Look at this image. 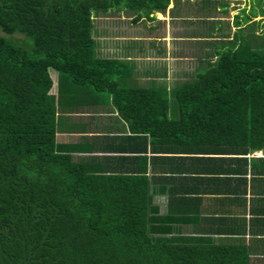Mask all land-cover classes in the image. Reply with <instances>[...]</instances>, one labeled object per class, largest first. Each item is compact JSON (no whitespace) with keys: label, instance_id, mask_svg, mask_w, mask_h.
<instances>
[{"label":"trees","instance_id":"1","mask_svg":"<svg viewBox=\"0 0 264 264\" xmlns=\"http://www.w3.org/2000/svg\"><path fill=\"white\" fill-rule=\"evenodd\" d=\"M203 1H221V13L228 12L229 0ZM169 2L0 0V30L10 35L0 34V264L252 263L243 238L189 234L182 214L158 215L144 156L139 174L106 175L55 139L62 96L88 87L111 94L132 132L152 138L162 151L196 157L264 150V53L250 42L223 46L216 56L207 50L210 56L200 58L171 96L125 86L129 62L102 52L96 16L126 10L151 19ZM256 15L246 22L258 25ZM240 16L232 19L237 29ZM16 32L32 46L25 48L24 37V44L10 38ZM233 40L234 33L223 41Z\"/></svg>","mask_w":264,"mask_h":264},{"label":"crops","instance_id":"2","mask_svg":"<svg viewBox=\"0 0 264 264\" xmlns=\"http://www.w3.org/2000/svg\"><path fill=\"white\" fill-rule=\"evenodd\" d=\"M222 5L221 1L170 0L166 10L153 13L151 19L136 18L135 13L106 14L111 22L99 28L105 51L101 50L129 62L132 78L125 86L155 87L171 96L176 86L187 81L173 82L172 69L177 70L175 76L185 75L189 65L193 72L200 58L219 52L213 48L209 54L206 46L192 66L186 60L193 46L215 40L221 48L230 33L220 37L219 25L229 23L234 30L232 20L220 11ZM117 107L104 90L97 93L82 87L64 93L56 116L57 143L74 146L70 152L74 159L85 157L106 175L139 174L142 159L138 158L144 156L149 195L158 215L182 214L181 228L189 234H208L216 240L243 238L250 247L251 264H264V150L245 155L215 151L199 157L192 151L165 152L152 138L132 132ZM231 227L238 230H228Z\"/></svg>","mask_w":264,"mask_h":264},{"label":"rangeland","instance_id":"3","mask_svg":"<svg viewBox=\"0 0 264 264\" xmlns=\"http://www.w3.org/2000/svg\"><path fill=\"white\" fill-rule=\"evenodd\" d=\"M251 2V3H250ZM251 6V8L249 7ZM248 7V8H247ZM212 8V14L214 13V7H211ZM242 8H245L247 11L246 13L244 11L240 12V9ZM124 13H129V14H133L134 12H129V11H126V10H123ZM199 14H201L199 11H198ZM240 13V17H236L235 19V22L236 21H241L240 25L242 26L241 29H237L236 26H234V30L233 28H231L230 30V27L228 28V24L224 27L223 25H219V33H220V37L223 35V34H229V37L228 38H231L232 37V34L234 33L235 34V40L233 41H229V42H222V44H224L225 46L223 47V50L220 48V45H218V43H214L215 40H212V41H208V42H201L200 43H197L195 46H193V51L191 53V55L189 56L188 60L186 61H189L190 64L195 65L198 61V58L199 56L201 55V51L203 50H206L207 47L205 45H207L209 49H213V48H218V51L222 50H226V49H231V47L235 46L238 42H243L244 44L247 42L250 44L251 48L254 49L255 51H258L260 53H264V31L261 32L262 30H264V0H229V5H228V12L226 13V18H228L230 21L233 19V17ZM254 14H257L255 17H251L253 19V21H257V20H260V23L258 25H249L248 23L249 22H246L247 21V16H251V15H254ZM223 15V14H222ZM109 18H105L104 20L100 19L99 15L96 16L95 18V25L97 28H101L102 26H104L106 23H109L110 20H108ZM111 20L113 22L116 21L115 18H111ZM261 20H263L261 22ZM111 22V21H110ZM230 24H233V21L230 22ZM256 26V27H255ZM0 34L2 35H5L6 37L9 38L10 35H6L4 34L1 30H0ZM20 33H15L14 35H12L10 38H12L16 43L18 44H24V40H23V37L25 39V41L27 42V46H25L26 49H28L30 46H32L31 44V40L27 37H25L24 35L20 34ZM258 34V35H257ZM260 34V35H259ZM226 38V39H228ZM263 42V43H262ZM214 43V45H216L215 47L212 46V44ZM218 45V46H217ZM153 57V56H151ZM182 63H184L185 61H181ZM178 64V63H177ZM152 71V70H151ZM150 71V72H151ZM174 72H177V70L175 69H172V80L173 82H177V83H180L181 81L183 80H189L191 79L193 72L190 68V65H189V68L188 70H186V73L185 75L182 74H179L178 76H175L174 75ZM51 75H52V78L54 79L56 74L53 70H51ZM140 77H144V76H147L146 74H142L140 73L139 74ZM175 99L174 97H172V104L174 105L175 104Z\"/></svg>","mask_w":264,"mask_h":264}]
</instances>
